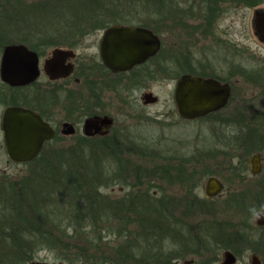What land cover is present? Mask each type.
Masks as SVG:
<instances>
[{
	"label": "trees",
	"instance_id": "1",
	"mask_svg": "<svg viewBox=\"0 0 264 264\" xmlns=\"http://www.w3.org/2000/svg\"><path fill=\"white\" fill-rule=\"evenodd\" d=\"M164 1L0 0V42L6 39L10 43L24 44L39 56H45L54 48L76 49L85 37L97 30L122 23L121 20L126 17L120 8L121 4L143 2L141 5L160 11ZM221 1L251 8L264 5V0ZM210 10H214V6L210 7ZM124 21L129 22L127 18ZM4 48L5 45L0 46V58ZM163 68L160 67L159 73L163 74ZM6 86L0 78V92L4 91ZM1 105H7V97L0 94ZM219 114L224 115L223 112ZM218 119L223 125L232 124L230 119ZM242 122L244 124L240 119L239 123ZM243 131L246 129L240 134L246 140L243 137L246 132ZM231 136L227 137L229 143ZM81 140L83 142L80 141L74 146L76 148L66 150H48L47 146L56 145L58 141L50 142L33 163L26 164L30 168L29 176L9 183L6 180L8 176L4 174L0 180V264H31L33 261H39L36 254L45 249L60 251L61 255L55 259L63 264H177L179 261L176 260L185 259L190 255L205 258L213 246H216V249L232 248L238 253L233 246L241 242L243 235L238 232L235 237L227 236L223 229L214 227L212 223L192 226L186 221L182 222L175 215V206L171 199L159 200V213L155 217L152 216L153 206L148 196L152 194L150 189L154 187V181L152 174H149L150 169L144 165L131 166V161L122 159L123 148L118 140ZM224 144L226 146L223 150L231 148L227 143ZM252 152L249 150L245 154L252 155ZM220 155L219 152L217 156ZM107 157L109 161L106 164L104 160ZM239 161L244 164L245 159ZM176 171L177 177L183 181L192 178L185 169ZM134 176L139 181L138 184L130 183ZM113 184H120L125 190L127 185L131 187L121 202L108 201L102 192V188ZM184 184L183 186L188 185ZM256 197L264 202L263 196L257 194ZM249 201L248 195L242 194L237 195L232 204L240 213L245 210L253 212L257 203ZM191 206L185 207L187 211H184V219H191ZM115 221L123 224L125 230L121 231ZM131 224L138 226L137 232L129 230L128 226ZM199 228L205 230V235L198 233ZM185 229L191 230L192 234L183 240L184 237L180 233ZM112 235L118 238L127 236V240L111 248V261H97L96 254L89 257L90 252L95 249L103 248L106 252L103 245H110L108 239ZM132 236L133 238H130ZM164 236L178 245L179 249L175 252L168 251L162 244ZM261 245L264 246L263 241ZM137 249L141 251L144 261L133 255ZM257 251L262 252L259 248ZM214 263L215 261H211L208 264Z\"/></svg>",
	"mask_w": 264,
	"mask_h": 264
},
{
	"label": "rangeland",
	"instance_id": "2",
	"mask_svg": "<svg viewBox=\"0 0 264 264\" xmlns=\"http://www.w3.org/2000/svg\"><path fill=\"white\" fill-rule=\"evenodd\" d=\"M142 3L143 2L126 5L125 3L121 4L120 8L124 11L123 15H125L124 17L129 21L125 22L124 20L126 18H124L121 22L125 24L148 26L152 30L158 32L163 42V49L156 58V61L164 67V72L163 74L158 72L156 80L154 79L152 81L153 83L151 82L146 86L147 88H151V91L159 97L160 101L158 104L151 107L143 106L140 101L143 90L140 87H135L133 89L129 88V93L126 96L127 103L125 105V112L123 111L119 114L118 110L115 111L117 128L121 129V138L125 141V145L122 147V159H128L131 161V166L144 165L150 169L153 157L155 158L156 154H158V157L160 158L159 161H161L158 162L159 166L169 165L161 159L165 154L174 156L175 161L167 163H170V166L172 167L180 165L179 167L184 168L190 173L192 178L189 181H183L182 178L177 177V169L174 168V174L176 175L174 178L169 179V184L167 180L165 181L162 179L164 171L159 169L158 172L161 174H159L160 177L158 180H153L154 187L150 189L151 193L158 189L160 191L159 193H161L159 196L161 199L162 197H170L171 202L175 206V215L177 216V219L179 218L182 222L186 221L192 226L200 223L203 225L205 222L212 223L214 224V227H218V229L220 227L221 230L223 229V233H226L227 236L231 235V237H235L238 232L243 235L241 236L243 238H240L241 242H237L235 246H233L238 253H235L232 248L216 249V246H213L210 248L211 251L208 253L209 255H206L205 258L190 255L185 259H181L177 264H185V262H190L192 264H208L211 261H215L214 264H222L225 251H231L237 255L239 259L236 264H251L250 259L255 254L260 257L261 263L264 264V246L261 245V241L264 242V226H259L256 223L258 213L264 214V202L256 201L258 198L256 197L257 194L260 197L264 194V164L263 173L258 177H251L247 174L248 177L246 180L249 181L247 185H245L240 178L238 179L233 172L235 163L237 162V160H234L235 157L233 150H231V148L223 150V147L226 146L224 143L231 145V142L229 143V140L227 139L228 135H232L231 127L219 123V120L215 118H204L194 121L182 120L177 114L174 103L175 84L169 79L168 73V53L170 52V48L173 47L175 50L179 51L182 49L185 54H188V51L185 49L189 48L184 45H186V42L191 39L190 36L184 37L181 32L180 24L178 25L172 20H179L180 16L182 18H186L187 16L197 17L199 16L197 13L201 14L205 9L207 11V8L209 9L214 5L219 7L222 3H225L226 6L222 7V14L215 19L218 24L217 27L221 30L232 27L234 32L233 41L235 42V45H225L224 42V44L221 43L222 46H220L218 50H214V48L209 49L211 53L209 56L213 58L211 59L213 62L215 61L217 67L216 70L219 71L221 76H223L230 71L231 63L237 65L240 69L239 73L250 71L251 69H264V43L259 39L254 23L256 11L264 10V5L251 8L231 2H222L221 0L219 3H213L212 1L207 2L205 0H165L161 5L163 9L161 8V10L159 9L160 11H155V9L153 10V7L143 6L141 5ZM128 5H133L134 7ZM191 10H193V12H190ZM192 13H194V15H190ZM1 16L2 15L0 14V20L2 19ZM59 22L64 23L63 21ZM190 23L192 25L196 24V26H200V23L197 20H193ZM96 40H99V35H97L96 32L84 38L81 47L79 46L76 48V51L81 58L85 60L87 57H90L92 53H96L95 51L97 48H94ZM199 40L198 45L192 46L194 48H191L194 52L195 60L197 61V66L194 68L197 72H200L201 70L200 67H198V63L206 60L203 55V49L218 43L214 40L211 42L209 39L203 38ZM12 44L20 43H10V41L6 39L0 42V46L5 45V47ZM66 48L67 47H61L59 49L66 50ZM55 49L57 48L50 50L48 55H50ZM66 51L71 50L68 49ZM215 55L219 56V60L218 58L217 60H214ZM40 67H43V63H41ZM245 76L246 77H242L239 75L240 78L238 79L240 80V84L237 85L236 90V92H239V96L237 95L238 98L242 97V101L239 99V102L242 103V110L240 111L249 115V120L244 121V124L248 123L251 127L253 125V127L264 130V127L262 128V126L259 125V123L264 124V118L256 116L257 114L263 115L264 109L261 108L263 105L258 100V106H256L254 104L256 103V100L253 99L255 97L253 96L254 92L258 93V90H251L247 89V86H242L247 85V75L245 74ZM43 81L44 75H42L39 82L42 83ZM38 88L39 85L36 86V89ZM27 92L29 93V91L25 89L16 90L7 85L4 91L0 92V94L2 97H7V105H10L15 101H18L14 100L13 97H19V102H30ZM234 105L235 104L232 103L231 108L229 107V110L224 111L223 114L229 116ZM3 107V105L0 106V180H2L5 174V176H8L6 180L11 183L20 180L23 176H27L30 172V168L27 165L12 162L7 155L1 130V116L3 113L1 112V109ZM256 107H259V109ZM59 113L60 114L57 116L55 123H58L65 118V113ZM66 116L69 118L68 114H66ZM78 120L79 118L76 117L75 121L78 122ZM81 124L82 123H79V125ZM241 124H243V122ZM80 135L81 132H78L74 137L60 138L56 145H49L47 146V149L51 150L55 148L54 150H66L73 148L74 146H77L80 141L83 142ZM202 147L206 149L204 156L198 155V152ZM219 152L221 155L217 156ZM240 153H243V151L238 152V155ZM245 153L246 152L243 153L242 159L251 156V154ZM108 158L109 157L104 160L106 164L109 161ZM110 159L115 161L113 158ZM183 161L187 162V165ZM114 164L116 165V162H114ZM109 167H112V165H109ZM179 167L177 168L180 169ZM110 170L111 173H113V170ZM211 176L218 177L224 183L225 190L220 197L208 199L205 194V185L207 179ZM130 183L138 184L139 181L136 177H132ZM184 183H188V185L183 186ZM159 186L160 188H158ZM126 187L127 190H125V193L120 191V184H113L109 187L102 188V192L105 193L108 201L121 202V199L125 197L124 195L126 194V191L128 192V190L131 189L129 185ZM242 193L249 194L250 199L254 198V200H250L249 202L257 203V206L254 207L255 212L245 210L240 213V211L235 208V205L232 204L234 198L237 195H242ZM186 206L192 207V212H189V215L192 217L189 220L184 219V216L186 215H184V211H187ZM117 224L121 231L125 230V226L123 224L120 225L119 221H115V225ZM128 228L133 232H137L136 230L139 229L135 224H131ZM70 231H72V229H70ZM198 233L205 235V230L199 228ZM181 234L184 237L182 238L184 240L189 238L192 232L189 229H185L180 235ZM130 238H133V236ZM126 240L127 236H121L118 238L112 235L108 239V242H111L110 245L102 244L104 248H106V252L103 248L100 250L95 249L90 252L89 257L96 254V258H98L97 261H111V254L113 253L111 248L121 245ZM162 240V244L167 247L168 251L175 252L179 249V246L175 245L170 239H167L166 236H164V239ZM72 243H74V240H72ZM258 248L262 252H258ZM59 255H61L60 251L53 252L48 249L41 250L36 254L37 260L51 263H60L55 259V257H59ZM133 255L139 259L141 257L143 258L139 249H137L136 254ZM142 258L140 260L144 261V258Z\"/></svg>",
	"mask_w": 264,
	"mask_h": 264
},
{
	"label": "flooded vegetation",
	"instance_id": "3",
	"mask_svg": "<svg viewBox=\"0 0 264 264\" xmlns=\"http://www.w3.org/2000/svg\"><path fill=\"white\" fill-rule=\"evenodd\" d=\"M225 6H226L225 3H222L219 7L215 6L214 10H210V8L209 9L207 8V11L205 9L201 14L197 13V15H199L197 17L187 16L186 18H182L180 16L179 20L178 19L172 20L176 24L178 25L180 24L181 32L184 35V37L190 36L191 39H189L186 42V45H184L187 48H189V49L184 48L185 50L188 51V54H185L182 49L179 51V50H175V48L173 47L170 48L169 50L170 52L168 53V59H169L168 73H169V79H171L175 84L174 87L175 89L178 80L185 75H193L204 79H213L220 82L221 84L230 85L231 97L228 104L224 108L215 112H211L200 118H196L193 120L182 118L178 113L175 97H174V103L176 106L178 116L184 121H194L197 119H204V118L205 119L223 118L224 120L230 119L232 121V124L230 125L231 133H232L230 146H231V150H233L234 152V157H235L234 160L235 161L237 160L233 172L238 179L240 178L244 182V184L247 185V183L249 182L246 180L248 177L247 174H249L251 177H258L263 173L264 130L253 127V125L251 127L248 123L247 124L239 123L240 119H242L243 121L249 120L248 119L249 115L244 113L243 111H240L242 110L241 109L242 103L239 102V99L240 101H242L241 99L242 97L238 98L239 92H236V90H237V85L240 84V80L238 79L240 78L239 75H241L242 77H246L245 76L246 74L247 85H242V86L245 87L247 86V89L258 90V93L254 92L253 94V96H255L253 99L256 100V103L254 104L258 106L257 103L259 100L263 105L261 108L264 109V69L263 68L255 69V70L251 69L250 71H243L242 73L241 72L239 73L240 69L237 67V65H235V63H231L230 71L223 76H221L219 71L216 70L217 67L215 61L213 62L211 60L213 58L209 56V54H211L209 49L214 48V50L216 49L218 50V48L222 46L221 43L224 44V42L225 45H230V46L235 45V42L233 41L234 38L233 28L229 27V29H224V30L218 29L217 27L218 24L216 23L215 20L222 14L223 12L222 7ZM190 15H194V13ZM193 20L199 21L200 26L199 25L196 26V24L192 25L190 22ZM114 26H133V27L146 28L148 30H151L155 35H157L161 39L158 32L156 30H152L151 28L136 24H125L118 22L116 24L110 25L109 27L101 28L96 31L97 35H99V40H96L94 46V48H97L95 51L96 53H92V55L90 57H87V59L85 60L79 56L76 49H72V48H66V50L69 49L74 53L72 57L66 58L63 61L62 60L55 61L53 64L48 63V61L52 60L53 53L56 49L53 50L50 55H48L49 53L48 52L45 56H39L40 65L41 63H43V67L42 68L40 67L41 75L39 79L34 83L22 87L10 86L12 89H16V90L25 89L29 91V93L27 92V95H29L28 97L30 98L29 99L30 102L28 101L19 102V97H15V98L13 97L14 100H18V101H15L10 105L4 106L3 107L4 109L3 108L1 109L2 110L1 112H3L1 116L2 120L5 110L9 107H21L27 110H31L34 113L41 116L42 119L46 121L56 131L55 138L50 141H47L43 147V150L48 143L53 142L55 140L59 141L60 138L74 137L77 135L78 132H81L80 135L81 139L82 138H88L92 140L109 139V141L118 140L123 147V145H125L124 144L125 141L123 138H121V129L117 128L115 111L118 110L119 114H121L123 111L125 112V105L127 103L126 96L129 93L128 92L129 88L133 89L135 87H140L143 90L140 99L143 106L151 107L159 103L160 101L159 97L156 96L153 91H151V88H147L146 86H148L149 83H151L154 79L156 80L157 78L160 64L157 63L156 58L159 56V54L163 49V42L161 39L162 47L160 52L154 57L149 58L146 62L139 64L130 70L115 71L109 68L105 64L102 57L103 37L106 31ZM172 31L174 32L173 29ZM201 38L209 39L211 42L214 40L215 42L218 43L203 49V55L204 58H206V60L204 62L198 63V67H200L201 70L200 72H197L194 69L197 66V61L195 60V55L191 48H194L192 46H197L198 41H200L199 39ZM218 57H219L218 55H215L214 60H217ZM42 75H44V81L40 83L39 80L41 79ZM37 85H39L38 89H36ZM175 89H174V95H175ZM146 94H153L154 96L158 97V101L156 103H146V98H144ZM25 98H26V93H25ZM232 103H234L235 105L234 108L231 109L229 116L219 114L221 112L224 113V111L229 110V107L231 108ZM256 108L259 109V107ZM59 112L65 113L64 114L65 118L59 121L58 123H55V121L57 120L56 119L57 116L60 114ZM66 114H68L69 118L66 116ZM256 116L264 118V112L263 115L257 114ZM76 117L79 118L78 122L75 121ZM88 120L95 121L97 123L96 127L99 129L97 132L96 130H93V133L95 134L92 136H88L85 133V125ZM104 120H111L112 122L107 126L103 124ZM79 123L82 124L79 125ZM66 125L73 126V128L75 129V134L66 135L64 133V131L67 130V127H65ZM259 125H261L262 128L264 127L263 123L262 124L259 123ZM255 128L257 130H255ZM245 129L246 131L243 132H246V134L243 137H245L246 140L242 138L240 134V132H242V130ZM2 133L4 137L3 130ZM205 150L206 149L203 147L200 148L198 155L204 156L206 153ZM249 150L253 151L252 155L250 157H246L245 162L243 164L242 162L239 161V159H242L243 153L248 152ZM240 151H243V153H240L238 155V152ZM256 155L260 157L262 163V171L258 174L253 173L252 164L250 162V160ZM195 158L198 159L197 157ZM159 159L160 158L158 157V154H156L155 158L153 157L152 166L150 167V172L153 176L152 181L159 179L160 177L159 174L161 173H159L158 171L160 169L161 171H164L165 174V175L162 174L163 178L162 177L161 178L165 181L167 180V182L170 184L169 179L170 178L172 179L174 175H176L174 174L175 170L173 169L174 168L178 169L177 167H179L180 165L175 167L170 166V163L167 162L175 161V157L170 156L168 154L167 155L165 154L164 157L161 158L162 161L166 162V164H169L168 166L165 165L159 166L158 162H161L159 161ZM33 162L34 160L23 164L26 165ZM184 163H186L187 165V162ZM179 168L184 169L182 167ZM240 170H242V172ZM211 177H215V176H211ZM158 188H160V186ZM224 190H225V186H224ZM120 191H122V193H125V188L121 187ZM159 192L160 191L157 189L150 196H148L150 197L151 205L153 206L151 213L152 216L154 217L159 213L158 202L159 200H161V197H159L161 193ZM223 192L221 193V195L223 194ZM221 195L217 197H220ZM249 196L250 195L248 194V197ZM165 198L168 200L171 199L170 197H164V198L162 197V199ZM249 200H254V198L250 199L249 197ZM256 201H260V200L256 199ZM262 215L264 216V214ZM153 237L156 238L155 235ZM235 256L237 257V255ZM238 259L239 258L237 257V261ZM180 260L181 259L176 261H180ZM53 264H63V263H53ZM186 264H192V263L187 262Z\"/></svg>",
	"mask_w": 264,
	"mask_h": 264
},
{
	"label": "water",
	"instance_id": "4",
	"mask_svg": "<svg viewBox=\"0 0 264 264\" xmlns=\"http://www.w3.org/2000/svg\"><path fill=\"white\" fill-rule=\"evenodd\" d=\"M255 29L261 42L264 43V10L255 13ZM162 47L161 39L151 30L133 26H114L108 29L102 41V57L105 64L115 71H126L146 62L157 55ZM72 51L56 49L48 63L63 61L72 57ZM41 75L40 57L37 52L24 44L7 45L0 59L1 80L11 87H22L34 83ZM175 102L179 115L185 119H196L224 108L231 97L229 84H221L213 79H204L193 75L181 77L175 89ZM146 103H156L158 97L146 94ZM111 120H104L109 125ZM97 123L88 120L85 133L92 136L93 130H99ZM4 142L9 159L23 164L35 160L43 150L47 141L55 138L56 131L31 110L21 107H9L2 120ZM66 135L75 134L73 126L66 125ZM252 171H262L259 156L250 160ZM224 191V184L216 177L207 179L205 194L207 198H215ZM258 225H264V216L256 217ZM237 257L231 252L224 253L222 264H236ZM31 264H53L46 261H33ZM251 264H261L257 255L251 257Z\"/></svg>",
	"mask_w": 264,
	"mask_h": 264
}]
</instances>
